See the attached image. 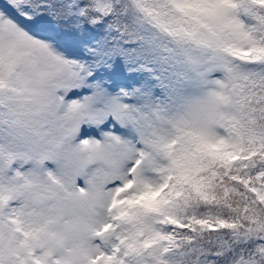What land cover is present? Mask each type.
Listing matches in <instances>:
<instances>
[{"label": "snow or ice", "instance_id": "6c2138e0", "mask_svg": "<svg viewBox=\"0 0 264 264\" xmlns=\"http://www.w3.org/2000/svg\"><path fill=\"white\" fill-rule=\"evenodd\" d=\"M0 264H264V0H0Z\"/></svg>", "mask_w": 264, "mask_h": 264}, {"label": "rangeland", "instance_id": "374dc122", "mask_svg": "<svg viewBox=\"0 0 264 264\" xmlns=\"http://www.w3.org/2000/svg\"><path fill=\"white\" fill-rule=\"evenodd\" d=\"M128 139H133L131 136H129V137H127ZM133 142H135L134 140H133Z\"/></svg>", "mask_w": 264, "mask_h": 264}]
</instances>
